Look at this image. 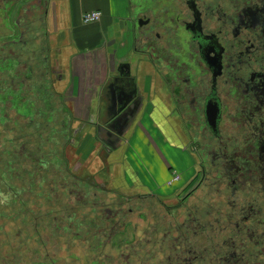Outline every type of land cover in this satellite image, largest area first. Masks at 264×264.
Instances as JSON below:
<instances>
[{
  "label": "flooded vegetation",
  "instance_id": "af4514ba",
  "mask_svg": "<svg viewBox=\"0 0 264 264\" xmlns=\"http://www.w3.org/2000/svg\"><path fill=\"white\" fill-rule=\"evenodd\" d=\"M128 1L134 49L112 72L118 54H101L100 111L74 108L70 91H59L64 37L50 31L51 0H0V138L7 145L0 171L3 157L9 166L34 158L42 169L48 163L71 174L92 195L95 233L137 203L161 201L173 219L183 212L184 231L162 264H264V0ZM123 65L129 77H120ZM148 73L156 81L150 99L139 89ZM137 137L147 148L161 143L183 152L179 180L164 184L168 192L155 193L141 171L129 169ZM61 146L80 154L86 148L101 181L66 171ZM5 175L9 201L16 193ZM99 193L117 199L105 217L96 215Z\"/></svg>",
  "mask_w": 264,
  "mask_h": 264
},
{
  "label": "rangeland",
  "instance_id": "374dc122",
  "mask_svg": "<svg viewBox=\"0 0 264 264\" xmlns=\"http://www.w3.org/2000/svg\"><path fill=\"white\" fill-rule=\"evenodd\" d=\"M91 12H99L101 20V11ZM100 20L85 26L98 24ZM81 24L84 26L82 22ZM180 41L183 43V38ZM31 140L34 149V134ZM3 145L7 146L1 137L0 150ZM50 147L49 145L48 148ZM62 148L61 146V150ZM63 152L67 161L65 168L69 167L66 171L78 173L84 180L91 173L90 180L96 178L93 175L97 174L96 171H92L96 162L92 160L93 157H87L86 148L80 154L72 146H65ZM3 158L1 162L4 167L0 171V179L6 178L5 174L8 173L13 186V193L10 194L15 192L16 196L6 201L9 194L0 183V264H32L34 261L43 264H162L161 261L169 255L172 241L184 231L180 224L186 215L182 212L173 219L164 204L156 200L150 204L137 203L139 208L133 213L123 207L124 218L117 220L116 225L105 228L104 234L95 233L91 230L94 227L91 224L93 206L87 202L89 199L93 200L92 195L88 194L86 188L80 187L81 183L75 185L76 180L71 174L65 176L63 171H58V167L47 168L48 163L42 169L41 163L34 161V158L25 161L10 160L14 167L12 169L7 164L8 157ZM49 158L50 156L47 159ZM168 164L172 167L168 169V179L164 184H172L180 178L177 170L181 168L174 167L171 161ZM96 180L101 181L99 178ZM164 184L159 191L154 190L155 193H162L165 189L167 191ZM96 196L100 201L96 215L104 214L107 203H117L113 196L105 197L101 193ZM130 204L128 207H136L135 204ZM113 205V210L116 211L118 208L115 207L116 204ZM196 206L199 208L200 203ZM64 209L66 211L63 214ZM199 210L200 208L197 211ZM105 216L104 214L103 217ZM96 217L101 220L100 216ZM77 219L80 226L75 224Z\"/></svg>",
  "mask_w": 264,
  "mask_h": 264
},
{
  "label": "crops",
  "instance_id": "0c3cea01",
  "mask_svg": "<svg viewBox=\"0 0 264 264\" xmlns=\"http://www.w3.org/2000/svg\"><path fill=\"white\" fill-rule=\"evenodd\" d=\"M49 6L52 27L50 31L54 36L56 34L64 37L62 44L59 43L63 68V80L59 85V91H70L72 97L77 99L74 108L92 106L101 111L103 104L95 100L98 98L97 88L103 79L95 78L100 74L97 66L104 58L101 54L105 50L109 57L115 52L118 54L116 59L111 60L110 72H112L120 60L124 59L125 54L134 49L127 35L132 29L135 33L132 27L130 3L128 0H51ZM95 10L102 13L100 22L84 27L80 18L84 13ZM131 67L133 68V65ZM148 77L146 85H140L139 89L143 96V91L147 92L146 97L150 99L149 93L156 81L151 73H148ZM150 114L149 112V118ZM145 142L137 137L133 144H130L127 163L133 172L141 171L142 174L139 173L138 177L145 187L159 191L163 182L168 179V169L172 167L168 163L171 161L174 167L181 168L182 162L185 163L186 159L183 152L169 145L150 144L147 148Z\"/></svg>",
  "mask_w": 264,
  "mask_h": 264
},
{
  "label": "built area",
  "instance_id": "2783aa9c",
  "mask_svg": "<svg viewBox=\"0 0 264 264\" xmlns=\"http://www.w3.org/2000/svg\"><path fill=\"white\" fill-rule=\"evenodd\" d=\"M100 20V13L99 12H89L84 14L81 17V22L85 25L93 24ZM171 184V183H169Z\"/></svg>",
  "mask_w": 264,
  "mask_h": 264
},
{
  "label": "water",
  "instance_id": "95a60500",
  "mask_svg": "<svg viewBox=\"0 0 264 264\" xmlns=\"http://www.w3.org/2000/svg\"><path fill=\"white\" fill-rule=\"evenodd\" d=\"M124 67H125V69H126V72L125 73H122L121 72V68L119 69V72H120V77H129V71H128V65H123ZM121 67V66H120Z\"/></svg>",
  "mask_w": 264,
  "mask_h": 264
},
{
  "label": "trees",
  "instance_id": "16d2710c",
  "mask_svg": "<svg viewBox=\"0 0 264 264\" xmlns=\"http://www.w3.org/2000/svg\"><path fill=\"white\" fill-rule=\"evenodd\" d=\"M32 264H43V263H41L39 261H34V263L32 262Z\"/></svg>",
  "mask_w": 264,
  "mask_h": 264
}]
</instances>
